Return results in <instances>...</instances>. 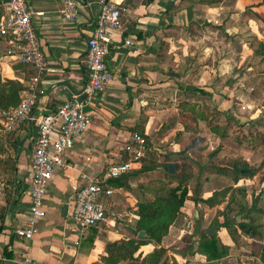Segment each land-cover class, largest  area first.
I'll list each match as a JSON object with an SVG mask.
<instances>
[{"label": "crops", "instance_id": "obj_1", "mask_svg": "<svg viewBox=\"0 0 264 264\" xmlns=\"http://www.w3.org/2000/svg\"><path fill=\"white\" fill-rule=\"evenodd\" d=\"M26 1L33 11L30 20L43 50L44 67L36 72L33 65L6 54L8 45L0 37V78H15L25 87L37 74L33 108L47 111L73 93L83 92L87 78L83 62L85 39L94 24L97 0H75L77 10L71 19L63 18L59 11L63 0ZM119 1L125 9L118 27L107 37L108 52L104 58L111 78L102 90L86 99L84 108L90 122L64 150V165L54 168L43 194L44 214L28 239L18 237L14 228L23 223L28 212V164L35 130L27 122L13 130L4 129L0 111V264L98 261L106 241L131 235L135 220L133 204L137 198L135 182L146 178L145 174L133 172L126 174L125 184H110L112 193L101 197L104 206L109 211L121 209L125 216L113 218L108 224H97L91 239L89 229L77 227L69 216L70 185L101 178L110 162L126 155L122 146L131 131L145 134L151 151L169 157L166 161L175 164L179 162L175 157L192 156L191 135L202 136L208 127L204 119H197V130L191 133L177 119V103L185 99L206 105L205 95L210 93L209 101L214 104L225 88V74L230 66L226 60L234 55L222 53L221 42L207 41L204 31L209 32L204 21L215 25V29L220 27L221 0ZM192 27L202 33L203 39L191 36ZM218 104L216 107L221 108ZM139 165L140 162L128 170ZM178 168L179 164L175 169ZM189 204L194 203L185 198L180 210L184 205L190 208ZM186 210L183 217L188 214ZM177 218L178 215L159 243L166 250L165 264H263L258 257L260 245L250 249L245 244L257 239L238 230L236 237L229 227L217 226L214 232L217 242L225 246V253L219 257L206 259L196 249L197 223L191 231V241L177 245L183 238L181 232L183 235L188 232L177 227ZM261 241L264 239L260 244ZM152 247L153 243L147 242L137 252L143 255ZM116 264L128 262L120 260Z\"/></svg>", "mask_w": 264, "mask_h": 264}, {"label": "rangeland", "instance_id": "obj_2", "mask_svg": "<svg viewBox=\"0 0 264 264\" xmlns=\"http://www.w3.org/2000/svg\"><path fill=\"white\" fill-rule=\"evenodd\" d=\"M220 3L218 16L220 27L215 29V25L204 21V25L209 28V32L204 29L205 35L207 41L221 42L222 53L234 55V57L226 60L230 66L225 74V88L220 92L218 100L214 104L209 101L210 93L208 96L205 95V98L208 100L207 115L213 123L224 127L225 134L218 136L206 126L204 135H191L189 143L194 150L192 156L185 155L184 163L193 172V176L187 181V186L191 190L196 188V192L202 196L221 187H227V192L223 201L213 207L197 203L189 204L190 208H185L184 205L182 210H179L177 227L188 232H184V235L181 232L180 235L183 238L177 245L181 246L183 241H191V231L196 223L198 224L197 230L201 231L208 227L216 216L221 218L217 209H222L228 197L231 199L229 216H234L235 220H238L240 210L250 207L256 195L258 198L253 205L260 207L261 210L249 211V215L250 222L259 226L261 237L257 240L250 239L248 243L245 242L249 244L250 249H253L260 245V240L264 239V52L255 51L259 44L264 43V2L261 0H221ZM191 36L193 38L202 36V33L193 28ZM230 73H234V78L230 76ZM217 104L222 105L221 108H217ZM203 140L205 142H202ZM167 158L169 157L158 156L156 153L141 158L144 159V164L156 163L157 167L153 168L154 171L144 170L143 174L146 178L135 182L137 198L149 197L151 194L149 185L158 179H164V163ZM231 159L244 162L253 170V175L233 183L229 173L213 170V166L226 165L227 160ZM177 164L179 162H175L174 168ZM140 185H146V188L142 189ZM237 186L241 188L238 190ZM228 193L231 194L228 195ZM184 210L188 212L186 217H183ZM118 212L121 213L122 210L119 209ZM124 216L122 214L121 217ZM229 230L231 234L239 237L234 227H229ZM234 241L238 244L236 238Z\"/></svg>", "mask_w": 264, "mask_h": 264}, {"label": "built area", "instance_id": "obj_3", "mask_svg": "<svg viewBox=\"0 0 264 264\" xmlns=\"http://www.w3.org/2000/svg\"><path fill=\"white\" fill-rule=\"evenodd\" d=\"M0 4V37L8 45L6 54H13L18 61L33 65L36 72H39L44 67V57L30 20L33 13L31 7L26 0H0ZM124 9L119 0H97L94 24L85 39L83 62L87 78L82 87L85 93L82 99H78V94L73 93L54 109L35 110V74L19 92L18 102L9 106L2 116V127L6 130H13L22 122L29 123L35 130L28 164V212L23 223L14 228L18 237L28 239L36 232L37 221L44 214L42 199L47 182L54 168L64 165V150L90 122V116L84 108L86 99L93 92L102 90L111 78L112 73L104 61L108 52L107 37L110 31L118 27L119 17ZM76 10L75 0H63L59 9L65 19L73 18ZM122 149L126 152V159L110 162L101 178H90L70 185L72 193L69 216L77 227L108 224L113 218L122 216L120 212L109 211L104 206L101 197L112 193L107 179L119 176L139 164V159L151 151V145L141 133L131 131Z\"/></svg>", "mask_w": 264, "mask_h": 264}, {"label": "trees", "instance_id": "obj_4", "mask_svg": "<svg viewBox=\"0 0 264 264\" xmlns=\"http://www.w3.org/2000/svg\"><path fill=\"white\" fill-rule=\"evenodd\" d=\"M264 2V0H261ZM2 11L0 4V13ZM264 43L259 44L255 51L257 53L264 52ZM24 88L23 84L15 78H0V111L3 116L5 110L9 106L15 105L19 100V92ZM177 119L190 130L195 133L197 119H204L209 129L216 133L218 136H224L225 129L217 123H213L212 119L207 115V105H199L195 101H187L185 99L178 103ZM16 129V128H15ZM139 132V131H138ZM141 133V132H139ZM145 138L147 136L141 133ZM190 144V143H189ZM154 154L152 151L146 152L145 155ZM144 155V156H145ZM142 156V157H144ZM126 155L121 160L126 159ZM141 157V158H142ZM166 157V156H163ZM185 155L178 156L179 168L173 172H167V162L164 163V179H158L155 183L149 185L151 192L149 197L143 199L136 198L134 201V224L131 227V235L119 237L116 239L108 240L104 243L103 253L99 255L98 261L89 264H116L120 260H126L128 264H165L167 257L165 248L160 245V240L166 234L168 226L173 222L180 206L183 204L185 198L190 199L194 204L203 203L207 206H213L223 201L227 187L213 189L209 194L202 196L196 192V188L191 190L187 186V181L193 176V172L187 168L184 163ZM140 158V165L136 169L127 170L119 176L108 178L107 182L114 186L125 184L126 174L137 171H144L153 169L157 165L148 163L144 164V159ZM175 166V164H174ZM213 170L221 173H229L233 183L239 179L251 177L253 170L246 166L244 162H239L236 159L227 160L226 165H215ZM140 188H146V185H140ZM238 190L241 186L236 187ZM241 192L242 189H240ZM231 193H228V195ZM258 196H254L250 207L240 210V219L235 220V217L229 216L230 198L225 200L222 209H217L218 215L211 223L216 226L234 227L235 230L243 232L255 239L260 238L261 231L259 226H255L250 222L249 211H260V207L254 206ZM240 209V208H239ZM197 220V218H195ZM97 224L87 226L89 232V239L95 231ZM139 229L144 230V234L137 237L136 233ZM199 241L196 249L204 253L206 259L216 258L225 253V246L217 242L215 233L207 235L204 229L197 231ZM151 242L153 247L143 255L137 252V248L144 243ZM259 260L264 264V241L260 244Z\"/></svg>", "mask_w": 264, "mask_h": 264}, {"label": "water", "instance_id": "obj_5", "mask_svg": "<svg viewBox=\"0 0 264 264\" xmlns=\"http://www.w3.org/2000/svg\"><path fill=\"white\" fill-rule=\"evenodd\" d=\"M85 96V93L81 92L77 95V98L78 99H82L83 97ZM174 170V165L172 162H169L167 164V172L168 173H171L173 172ZM238 216V215H237ZM197 227V224L195 225ZM217 226L215 224H210L208 227H206L204 229V232L207 234V235H211L212 233H214V231L216 230ZM144 234V230L143 229H139L136 233V236L139 237L141 235Z\"/></svg>", "mask_w": 264, "mask_h": 264}]
</instances>
